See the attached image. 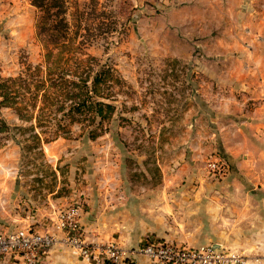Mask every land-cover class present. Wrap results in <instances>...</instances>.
I'll list each match as a JSON object with an SVG mask.
<instances>
[{
  "label": "crops",
  "instance_id": "0c3cea01",
  "mask_svg": "<svg viewBox=\"0 0 264 264\" xmlns=\"http://www.w3.org/2000/svg\"><path fill=\"white\" fill-rule=\"evenodd\" d=\"M165 2L181 20V35L198 49L196 65L204 74L197 98L205 104L202 114L211 115V135L202 125L204 132L185 144L180 165L165 163L152 186L136 189L119 163L95 160L77 172L71 159L64 160L66 174L53 172L62 185L58 180L45 193L25 196L18 185L19 144L6 140L0 145V232L29 226L54 236L41 264H94L66 244V231L57 227L59 210L75 201L90 243L131 249L154 238L211 245L243 257V264H264V0ZM51 141V152L40 148L60 165L65 141ZM212 150L226 164L222 175L200 163ZM143 175L151 178L147 169ZM0 264L21 263L8 256Z\"/></svg>",
  "mask_w": 264,
  "mask_h": 264
},
{
  "label": "rangeland",
  "instance_id": "374dc122",
  "mask_svg": "<svg viewBox=\"0 0 264 264\" xmlns=\"http://www.w3.org/2000/svg\"><path fill=\"white\" fill-rule=\"evenodd\" d=\"M67 1L66 17L71 24L76 13L80 14L74 45L81 48L66 55L85 59L84 63L92 57L95 67L102 64L114 70L120 80L112 84L108 102L115 111L94 138L88 135L91 126L77 122L66 125L67 134L58 132L52 139L53 123L40 128L34 121L18 119L12 109L0 107V118L11 127L0 133V145L13 140L20 148L19 190L24 196L40 195L58 180L62 185V177L55 178L53 172L56 167L61 175L66 174L64 160L71 159L78 164L77 172L90 169L95 160L113 161L136 189L157 184L165 163L180 165L185 144L204 132L202 125L211 135V115L202 114L205 104L197 98L204 73L196 65L199 55L193 38L181 35V20L167 9L170 4L165 0ZM37 15L31 0H0V77L16 75L27 65L43 64L44 50L35 30ZM33 133L42 140H34ZM45 137L65 141L60 165H55L54 158L48 161L40 148L45 144L51 152L48 145L52 141H44ZM205 154L200 163L209 171L207 163L217 153ZM143 169L151 178L143 175ZM34 179L38 188L43 187L41 191ZM72 187L66 189L72 193Z\"/></svg>",
  "mask_w": 264,
  "mask_h": 264
},
{
  "label": "trees",
  "instance_id": "16d2710c",
  "mask_svg": "<svg viewBox=\"0 0 264 264\" xmlns=\"http://www.w3.org/2000/svg\"><path fill=\"white\" fill-rule=\"evenodd\" d=\"M31 3L38 12L35 30L44 50L43 64L27 65L16 75L0 77V107L12 109L18 119L34 121L40 128L53 123L52 139L58 132L67 134L66 125L77 122L91 126L88 135L94 138L115 111L108 100L112 84L120 79L110 66L97 64L95 67L96 60L92 57H87L85 63V59L67 57L66 54L81 48L74 45L81 24L80 14L76 13L74 24L68 21L67 0H31ZM10 129L0 118V133ZM31 137L37 142L42 140L38 133Z\"/></svg>",
  "mask_w": 264,
  "mask_h": 264
},
{
  "label": "built area",
  "instance_id": "2783aa9c",
  "mask_svg": "<svg viewBox=\"0 0 264 264\" xmlns=\"http://www.w3.org/2000/svg\"><path fill=\"white\" fill-rule=\"evenodd\" d=\"M213 175L226 171L225 162L214 157L207 163ZM81 202L75 201L60 209L57 227L66 231L64 241L83 259L94 264H243L244 258L211 245L191 246L184 243L149 238L134 248L86 241L79 226ZM56 239L33 228L15 227L0 232V259L15 257L21 264H41L46 251Z\"/></svg>",
  "mask_w": 264,
  "mask_h": 264
}]
</instances>
